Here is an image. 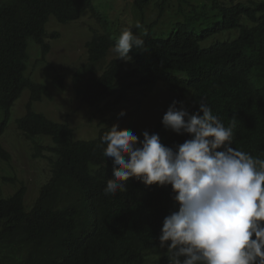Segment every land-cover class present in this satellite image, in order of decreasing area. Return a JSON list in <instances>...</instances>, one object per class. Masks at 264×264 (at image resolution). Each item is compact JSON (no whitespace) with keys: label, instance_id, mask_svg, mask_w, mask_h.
Masks as SVG:
<instances>
[{"label":"trees","instance_id":"16d2710c","mask_svg":"<svg viewBox=\"0 0 264 264\" xmlns=\"http://www.w3.org/2000/svg\"><path fill=\"white\" fill-rule=\"evenodd\" d=\"M133 1L143 24L149 11L156 17L148 22L143 52L132 49L124 61L110 60L118 37L95 0H0V138L29 91L26 113L15 123L32 143V157L51 165L32 203L24 181L0 178V264H168L158 237L164 218L178 210L171 187H146L132 178L127 192L104 193L113 165L103 156L101 137L114 124L121 129L107 116L135 93L158 87L168 93L150 132L165 146L189 139L162 125L173 100L190 112L203 101L226 127L235 118L234 148L264 159V0ZM87 14L99 29L86 43L87 61L72 74V88L94 110L92 118H101L97 137L88 140L68 123L34 110L52 97L48 86L28 76L30 41L45 62L50 22L68 25ZM55 72L54 85L64 91L66 74ZM11 158L0 142V159ZM6 187L15 191L9 194Z\"/></svg>","mask_w":264,"mask_h":264},{"label":"clouds","instance_id":"9594fccd","mask_svg":"<svg viewBox=\"0 0 264 264\" xmlns=\"http://www.w3.org/2000/svg\"><path fill=\"white\" fill-rule=\"evenodd\" d=\"M144 48L124 29L112 52L129 61L132 49ZM234 124L235 118L226 127L203 101L190 112L173 100L162 125L187 135L182 144L165 146L147 130L141 140L118 124L101 137L103 156L113 165L105 195L127 192L132 178L146 187H171L178 210L164 218L158 237L168 264H264V159L232 146Z\"/></svg>","mask_w":264,"mask_h":264},{"label":"rangeland","instance_id":"374dc122","mask_svg":"<svg viewBox=\"0 0 264 264\" xmlns=\"http://www.w3.org/2000/svg\"><path fill=\"white\" fill-rule=\"evenodd\" d=\"M225 1L228 3L231 0ZM95 4L102 12L107 10L114 22V32L118 38L124 29H131L134 35L143 39L148 31V22H152L156 17L152 11H149L147 24H143L141 13L134 6L133 0H95ZM137 23L141 25L140 28L135 27ZM47 29L50 35L47 41L51 45V51L46 61L42 62L41 49L30 41L31 60L28 76L48 86L52 99H45L35 104L34 110L44 113L54 121L68 123L79 139H93L97 137L101 118L98 116L93 119L94 110L76 98L72 88V74L87 61L86 43L99 26L91 14H87L80 21L68 25H61L52 20ZM55 33L59 36L52 37ZM116 57L114 53H111L110 60ZM55 70L66 74L67 82L64 91L54 85ZM29 97V91H26L16 103L12 111L11 124L0 138V142L12 155L9 162L0 159V178L16 176L24 181L28 187L27 201L32 203L41 186L49 180L51 165L48 159L36 160L32 157V143L19 132L15 123L17 118L26 113ZM168 100L169 95L163 87H158L152 93L138 92L132 95L128 104L110 113L107 119L110 122H118L122 130H131L142 140V133L147 130L150 134ZM6 191L11 194L15 189L6 187Z\"/></svg>","mask_w":264,"mask_h":264}]
</instances>
